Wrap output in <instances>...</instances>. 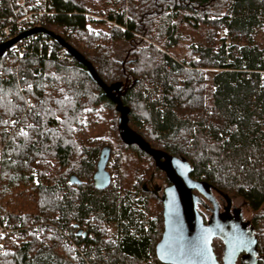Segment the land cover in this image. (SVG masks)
Masks as SVG:
<instances>
[{
    "label": "trees",
    "instance_id": "obj_1",
    "mask_svg": "<svg viewBox=\"0 0 264 264\" xmlns=\"http://www.w3.org/2000/svg\"><path fill=\"white\" fill-rule=\"evenodd\" d=\"M114 2L118 8L48 0L44 26L93 62L106 83L130 84L122 99L134 130L187 158L193 177L243 199L253 213V264H264V0ZM91 6L114 23L93 18ZM11 9L0 0V25ZM92 20L107 28L89 26ZM39 33L46 40L36 39L21 58L0 56V214L54 229L11 243L0 264H84L60 229L94 255L93 264H171L156 254L164 215L153 183L160 177L162 189L166 173L122 139L116 103L87 66ZM106 145L114 174L98 188L93 174ZM213 245L221 260L223 238Z\"/></svg>",
    "mask_w": 264,
    "mask_h": 264
},
{
    "label": "water",
    "instance_id": "obj_2",
    "mask_svg": "<svg viewBox=\"0 0 264 264\" xmlns=\"http://www.w3.org/2000/svg\"><path fill=\"white\" fill-rule=\"evenodd\" d=\"M39 31L53 35L72 56L87 66L92 77L116 103L120 112L119 131L122 139L128 144H137L142 150L153 156L157 166L166 173L169 183L164 187L161 194L164 229L156 243L158 258L171 264H236L239 254L245 249V237L234 234L231 229L224 225V221L219 220V224L218 222L207 223L205 221L204 215L198 207L200 195L195 189L204 191V187L210 185L191 175L192 165L187 158L153 146L149 140L130 126V107L122 99V94L130 85L128 82L124 86L118 83H106L99 75L93 62L63 36L44 25L32 27L9 40L1 42L0 56L18 39ZM110 155L111 147L109 145L104 146L93 174L94 184L98 188H104L112 181V173L108 168ZM71 181L80 182L81 179L76 174H72ZM222 193L229 196L223 191ZM220 219L222 218L220 217ZM217 227H219V236L224 239V235H226L228 238V241H225L222 262L218 259L213 245L214 238L218 235ZM76 232L86 234L82 228H78ZM254 241L256 244L255 239ZM249 264H253V262Z\"/></svg>",
    "mask_w": 264,
    "mask_h": 264
},
{
    "label": "built area",
    "instance_id": "obj_3",
    "mask_svg": "<svg viewBox=\"0 0 264 264\" xmlns=\"http://www.w3.org/2000/svg\"><path fill=\"white\" fill-rule=\"evenodd\" d=\"M12 9L7 17L6 23L0 25V43L20 34L21 32L35 26L44 25L45 19L51 11L48 9V0H10ZM36 39L42 44L46 38L39 32L27 35L15 41L5 52L21 58L26 54L28 46ZM59 58L67 56V50L61 48L57 51ZM33 104L32 99H28ZM54 229L53 224L46 221L35 222L31 225L15 222L9 217L0 214V253L4 252L11 243L19 241L27 235H40ZM64 240L71 244L81 255L84 264H93L92 253H86L75 241L68 229H60Z\"/></svg>",
    "mask_w": 264,
    "mask_h": 264
},
{
    "label": "flooded vegetation",
    "instance_id": "obj_4",
    "mask_svg": "<svg viewBox=\"0 0 264 264\" xmlns=\"http://www.w3.org/2000/svg\"><path fill=\"white\" fill-rule=\"evenodd\" d=\"M153 157V156H152ZM154 159V158H153ZM155 160V159H154ZM156 163V161H155ZM157 165V164H156ZM167 185V184H166ZM165 185V186H166ZM164 186V187H165ZM164 187L161 189L160 182L154 181L153 183V189L155 192L160 195V191L162 194V191ZM195 191L200 195L199 200V210L204 215L205 221L207 223H214L220 221H224V225L227 226L231 231L240 236L243 235L244 242H245V249L241 251L239 254L236 264H239V258L242 259V261H245L246 264L252 263L255 257V254H253V246L256 245L254 241V232L251 228L253 225L250 218L246 219L245 222H241V212H240V206L237 205L234 201L233 197L226 196L224 193L220 192L217 189H214L212 187H204V191H200L198 189H195ZM217 193L221 199L224 201L223 203L219 202V197L215 194ZM230 216V219H232L233 223L225 222V217ZM220 217L223 219H220ZM242 217V216H241ZM217 240L219 245V227H217ZM215 237V238H216ZM214 238V240H215ZM225 239V240H224ZM224 250H225V241H228V238L226 235H224ZM224 253V252H223ZM219 259V256H217ZM223 258L220 260L222 262Z\"/></svg>",
    "mask_w": 264,
    "mask_h": 264
},
{
    "label": "rangeland",
    "instance_id": "obj_5",
    "mask_svg": "<svg viewBox=\"0 0 264 264\" xmlns=\"http://www.w3.org/2000/svg\"><path fill=\"white\" fill-rule=\"evenodd\" d=\"M95 7L96 8H104V4L107 3L108 6H115V7H119L115 2L114 0H111V1H108V0H95ZM95 7L94 6H91L90 9H89V14L93 17V18H96V19H100V18H103L106 20L107 24H111V23H114L113 21H110L109 19L106 18V15L105 14H100V13H97L95 11ZM107 24H99L97 25L95 23V21H90L89 22V26L93 27V28H99V27H102V28H107ZM225 31L222 32L223 35H225ZM192 34L189 35V38H191ZM261 37H263L261 35ZM188 43V39H184L182 41V44L181 46L178 47V49L180 50V48H183L186 44ZM184 51V50H182ZM93 133L96 134V132H94L93 130ZM111 159V157H110ZM109 159V160H110ZM108 168L109 170L111 171L112 175L114 174V169L111 167V164L109 165L108 164ZM157 181L160 182V183H163L162 179L160 177L157 178ZM218 197H219V202L223 203L224 201L221 199V197L215 193ZM234 201L237 205H241L240 207V212H241V222H245L246 219H249L251 216H252V210L249 208V206L247 204L244 203L243 199L239 196H234ZM225 222H228V223H233L232 222V219H230V216H226L225 217ZM109 230L113 233H115L117 231V226L115 225H112L109 227Z\"/></svg>",
    "mask_w": 264,
    "mask_h": 264
}]
</instances>
